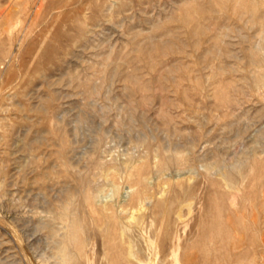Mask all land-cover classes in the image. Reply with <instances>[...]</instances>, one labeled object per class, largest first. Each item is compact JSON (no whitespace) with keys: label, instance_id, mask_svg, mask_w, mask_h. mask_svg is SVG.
<instances>
[{"label":"rangeland","instance_id":"rangeland-1","mask_svg":"<svg viewBox=\"0 0 264 264\" xmlns=\"http://www.w3.org/2000/svg\"><path fill=\"white\" fill-rule=\"evenodd\" d=\"M62 247L264 264V0H0V264Z\"/></svg>","mask_w":264,"mask_h":264},{"label":"bare ground","instance_id":"bare-ground-1","mask_svg":"<svg viewBox=\"0 0 264 264\" xmlns=\"http://www.w3.org/2000/svg\"><path fill=\"white\" fill-rule=\"evenodd\" d=\"M112 169V168H111ZM110 171V170H109ZM108 171V172H109ZM71 201V200H70ZM62 217L64 218V214L62 215ZM75 236V233L73 232V235H72V238H74ZM75 242V241H74ZM59 243V242H58ZM70 244V243H69ZM59 245V244H58ZM61 248V247H60ZM69 250V249H68ZM55 258V257H54ZM61 264H67L69 259H70V256L66 254V252L64 251V248L62 247L61 249Z\"/></svg>","mask_w":264,"mask_h":264}]
</instances>
